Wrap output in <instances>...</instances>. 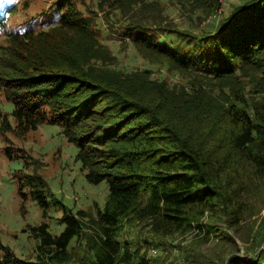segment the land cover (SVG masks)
Listing matches in <instances>:
<instances>
[{
	"label": "trees",
	"instance_id": "trees-1",
	"mask_svg": "<svg viewBox=\"0 0 264 264\" xmlns=\"http://www.w3.org/2000/svg\"><path fill=\"white\" fill-rule=\"evenodd\" d=\"M41 1L0 0V134L23 136L47 117L77 148L87 183L107 191L92 213H73L27 176L39 209L51 196L63 210V229L31 228L30 259L0 242V264H151V242L206 211L220 206L237 226L247 189L264 181V0H242L212 31L200 23L219 0ZM169 7L189 23L161 28ZM115 34L149 67H121L103 43Z\"/></svg>",
	"mask_w": 264,
	"mask_h": 264
},
{
	"label": "rangeland",
	"instance_id": "rangeland-1",
	"mask_svg": "<svg viewBox=\"0 0 264 264\" xmlns=\"http://www.w3.org/2000/svg\"><path fill=\"white\" fill-rule=\"evenodd\" d=\"M13 1L20 3L23 0H2L1 5L6 7ZM46 1L42 0L41 3L45 5ZM84 1L93 6L96 0ZM145 1L153 0H142L143 3ZM159 1L168 5L171 0ZM219 1L221 10L205 20V25L209 26L202 22L200 27L208 29L217 25L242 0ZM27 2L34 3V0ZM168 13L169 17H165L159 25L161 28L169 26L173 20L184 22L183 25L189 23L173 7L168 8ZM171 39V36L166 37L168 42ZM103 43L109 46L125 70L149 67L129 46L122 47L119 34L104 39ZM162 74L169 78V74L164 71ZM247 95L259 94L248 91ZM1 110L2 113L11 112L12 106L4 101ZM76 153L77 148L66 140L59 127L47 117L36 129L23 136L13 132L0 134V242L11 248L18 257H33L36 240L31 237V228L45 223L53 235L60 234L63 229L60 220L63 210L51 202V196L47 200V212L39 209L29 193L27 176L44 180L61 205L73 213L79 209L90 210L92 213L95 204L102 206L107 191L105 184L87 183L80 163L75 159ZM256 183L247 189L243 197V215L237 226L229 227L226 216L218 212L220 206L214 213L206 211L197 221L192 222L191 228L184 234L167 239L163 245L151 242L146 248L151 264H225L230 255L249 262L255 253L264 251V181ZM226 236L233 238L235 244L227 240ZM257 238L262 239L259 244ZM153 249L155 252L151 253ZM220 259L224 261L219 262Z\"/></svg>",
	"mask_w": 264,
	"mask_h": 264
},
{
	"label": "built area",
	"instance_id": "built-area-1",
	"mask_svg": "<svg viewBox=\"0 0 264 264\" xmlns=\"http://www.w3.org/2000/svg\"><path fill=\"white\" fill-rule=\"evenodd\" d=\"M153 252H155V250H154V249L151 251V253H153ZM247 261H248V259H247Z\"/></svg>",
	"mask_w": 264,
	"mask_h": 264
}]
</instances>
